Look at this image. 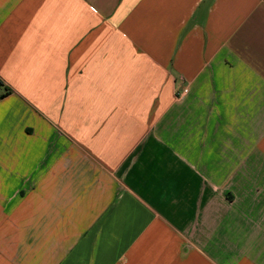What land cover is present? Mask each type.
<instances>
[{
  "label": "crops",
  "instance_id": "1",
  "mask_svg": "<svg viewBox=\"0 0 264 264\" xmlns=\"http://www.w3.org/2000/svg\"><path fill=\"white\" fill-rule=\"evenodd\" d=\"M0 264H264V0H0Z\"/></svg>",
  "mask_w": 264,
  "mask_h": 264
},
{
  "label": "trees",
  "instance_id": "2",
  "mask_svg": "<svg viewBox=\"0 0 264 264\" xmlns=\"http://www.w3.org/2000/svg\"><path fill=\"white\" fill-rule=\"evenodd\" d=\"M1 86H2V84L0 83V87H1ZM6 94H7V90H6V92L0 94V98L4 97Z\"/></svg>",
  "mask_w": 264,
  "mask_h": 264
}]
</instances>
